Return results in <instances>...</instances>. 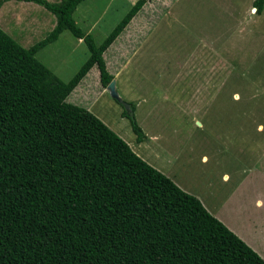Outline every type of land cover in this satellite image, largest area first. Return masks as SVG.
I'll list each match as a JSON object with an SVG mask.
<instances>
[{"label":"trees","instance_id":"1","mask_svg":"<svg viewBox=\"0 0 264 264\" xmlns=\"http://www.w3.org/2000/svg\"><path fill=\"white\" fill-rule=\"evenodd\" d=\"M19 1L44 7L56 25L30 48L0 27V264H264L201 199L67 102L94 67L107 89L115 77L104 54L151 0H137L100 46L74 18L87 0ZM254 8L261 14L264 0ZM66 31L90 52L68 82L37 59ZM128 105L123 117L142 143Z\"/></svg>","mask_w":264,"mask_h":264},{"label":"rangeland","instance_id":"2","mask_svg":"<svg viewBox=\"0 0 264 264\" xmlns=\"http://www.w3.org/2000/svg\"><path fill=\"white\" fill-rule=\"evenodd\" d=\"M136 1L87 0L74 18L100 46ZM255 1L151 0L105 52L121 99L136 107L142 143L123 117L131 107L102 87L97 67L67 102L87 108L264 258V10L256 13ZM55 25L38 4L0 0V27L25 48ZM89 57L68 31L37 54L65 82Z\"/></svg>","mask_w":264,"mask_h":264},{"label":"crops","instance_id":"3","mask_svg":"<svg viewBox=\"0 0 264 264\" xmlns=\"http://www.w3.org/2000/svg\"><path fill=\"white\" fill-rule=\"evenodd\" d=\"M133 23H134V22H133ZM133 23H132V24H133ZM132 24H131V25H132ZM129 28H130V25H129V27L126 29V31H127ZM126 31H125V32H126ZM120 37H121V36H120ZM120 37H119V38H120ZM79 41H82V40H79ZM115 43H116V42H115ZM115 43H114V44H115ZM114 44H113V45H114ZM106 52H107V51H106ZM104 58H105L106 62H108V61H107V58H106V56H105V54H104ZM107 66H108V64H107ZM109 72H110V71H109ZM111 74H112V73H111ZM57 75H58V74H57ZM112 75H113V74H112ZM84 79H85V78H84ZM84 79H83V80H84ZM115 79H116L117 84H118V80H119V78H116V77H115ZM83 80H82V81H83ZM100 81H101V80H100ZM225 177L228 178L227 174L224 175V179H227V178H225ZM216 217H217V216H216ZM217 218L220 219L222 222H224V223H225V224H226V225H227V226H228V227H229L234 233L236 232V234H237L240 238L244 239L245 242H246L249 246H251L253 249H255V250H256V251L262 256L261 251H259L258 248H255L254 246H252V244H250V243L247 241V237H246L244 234H242V235H243V236H242L237 230H234L233 227H232L231 225H229L228 223H226V222H225L224 220H222L220 217H217ZM248 239H249V238H248Z\"/></svg>","mask_w":264,"mask_h":264},{"label":"water","instance_id":"4","mask_svg":"<svg viewBox=\"0 0 264 264\" xmlns=\"http://www.w3.org/2000/svg\"><path fill=\"white\" fill-rule=\"evenodd\" d=\"M256 12V9L254 10ZM107 91L111 94V96L116 99L118 102L122 103V105L125 104L123 100L121 99L118 91H117V81L116 79L112 80V82L107 87Z\"/></svg>","mask_w":264,"mask_h":264},{"label":"flooded vegetation","instance_id":"5","mask_svg":"<svg viewBox=\"0 0 264 264\" xmlns=\"http://www.w3.org/2000/svg\"><path fill=\"white\" fill-rule=\"evenodd\" d=\"M128 104L127 103H125L123 106H127Z\"/></svg>","mask_w":264,"mask_h":264},{"label":"clouds","instance_id":"6","mask_svg":"<svg viewBox=\"0 0 264 264\" xmlns=\"http://www.w3.org/2000/svg\"><path fill=\"white\" fill-rule=\"evenodd\" d=\"M256 11H257V9H256ZM129 108V107H128ZM130 109V108H129Z\"/></svg>","mask_w":264,"mask_h":264}]
</instances>
